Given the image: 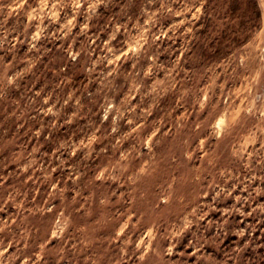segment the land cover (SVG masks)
I'll use <instances>...</instances> for the list:
<instances>
[{
	"label": "rangeland",
	"instance_id": "1",
	"mask_svg": "<svg viewBox=\"0 0 264 264\" xmlns=\"http://www.w3.org/2000/svg\"><path fill=\"white\" fill-rule=\"evenodd\" d=\"M258 1L0 0V264H264Z\"/></svg>",
	"mask_w": 264,
	"mask_h": 264
},
{
	"label": "trees",
	"instance_id": "2",
	"mask_svg": "<svg viewBox=\"0 0 264 264\" xmlns=\"http://www.w3.org/2000/svg\"><path fill=\"white\" fill-rule=\"evenodd\" d=\"M241 8L245 10V13L248 18L249 22V34L243 40H239L238 38L234 37L231 40V46L234 44L236 48L240 47L242 44L248 42L251 37L256 35L259 30L261 29V7L258 0H231L230 3V10L232 14L238 12ZM233 52V50H231ZM75 75V74H73Z\"/></svg>",
	"mask_w": 264,
	"mask_h": 264
}]
</instances>
